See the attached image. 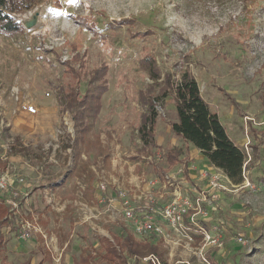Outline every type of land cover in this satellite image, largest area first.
Wrapping results in <instances>:
<instances>
[{
    "label": "rangeland",
    "instance_id": "1",
    "mask_svg": "<svg viewBox=\"0 0 264 264\" xmlns=\"http://www.w3.org/2000/svg\"><path fill=\"white\" fill-rule=\"evenodd\" d=\"M10 14L23 30L0 32V111L9 123L0 152H9L25 184L17 182L20 188L10 192L19 206L1 231L0 264H74L81 255L91 264H134L126 252L114 263L103 255L125 230L136 238L122 210L137 204L133 195L148 180H160L155 190L164 193L165 204L173 197L174 187L162 186L171 149L181 151L173 169L191 206L184 232L167 227L168 239L155 237L167 264H264V0H36L31 9L18 6ZM146 54L161 69L159 82L185 69L197 79L246 153L242 183L205 155L189 160L193 145L168 123L175 114L173 95L157 104L158 145H144L138 127L146 107L139 90L156 83L141 63ZM103 65L109 89L98 114L84 118L89 130L78 140L83 126L68 100L72 91L80 99L93 70ZM32 99L42 112L21 109L27 116L15 117L17 104ZM5 167L0 161V170ZM102 169L105 191L98 185ZM6 194L0 191V201ZM110 198L117 202L110 205Z\"/></svg>",
    "mask_w": 264,
    "mask_h": 264
},
{
    "label": "trees",
    "instance_id": "2",
    "mask_svg": "<svg viewBox=\"0 0 264 264\" xmlns=\"http://www.w3.org/2000/svg\"><path fill=\"white\" fill-rule=\"evenodd\" d=\"M36 0H0V32L14 34L23 30V26L17 22L10 12L17 11V7L22 9H31ZM78 20L84 24H88L86 18L78 17ZM130 18L122 19L123 23H129ZM80 55H74L75 61H81ZM142 65L146 68L151 79L155 80V86L149 85L139 90V101L146 107V111L141 114V122L138 132L145 146H157V125L159 111L157 104L163 103V99L169 95H173L175 104V114L173 119H169L171 131L186 141L189 145H193L201 149L206 158L216 167L222 169L232 182L239 184L244 180L243 167L247 160L245 151L231 138L225 125L222 123L219 114L213 111L209 102L204 98L197 79L190 70L182 71L180 77H169L159 82L161 78V69L157 67L155 58L151 55H145L141 59ZM84 65V61L80 66ZM101 68V69H100ZM93 70L90 77V86L85 94L79 99L78 92H71L68 100L70 107L77 106V113L74 115L76 123L82 127L78 135V140L86 138L89 126L85 123L86 116H96L102 105L101 98L108 91L109 85L105 80L106 65ZM75 74H77L75 72ZM107 74V73H106ZM98 81L94 83V81ZM157 85H160V91H157ZM84 135V137H83ZM101 147V146H100ZM176 149L168 151L166 156V165L164 172L171 170L181 160V151ZM100 154L103 159H108L109 154L104 148H100ZM93 177L95 176L91 170ZM10 206L0 202V248L3 244L4 235L1 232L4 227L10 223ZM155 238V237H154ZM126 252L128 256L134 260V264H152L144 262L143 257L149 254H156L160 258L162 264H167L164 256L165 249H162L161 243H142L138 241L134 235L125 230L120 237L117 238L116 246L109 243L104 252V258L110 263L116 262L118 258ZM90 257H84L74 260V264H91ZM121 263H127L124 259ZM176 264H187L185 262Z\"/></svg>",
    "mask_w": 264,
    "mask_h": 264
},
{
    "label": "built area",
    "instance_id": "3",
    "mask_svg": "<svg viewBox=\"0 0 264 264\" xmlns=\"http://www.w3.org/2000/svg\"><path fill=\"white\" fill-rule=\"evenodd\" d=\"M11 93L13 96L16 95L15 98L17 100H20L18 89L13 87ZM47 95L49 96L50 94L47 92ZM21 104L32 114H38L40 111V107L33 99L28 102H22ZM65 122L69 123L67 119H65ZM7 126H9V123L5 121L3 112L0 111V137L2 130ZM2 146L5 147L4 145ZM159 159H161V157ZM0 161L6 163V167L0 170V191L9 193L6 194L5 199L0 202L9 205L10 211H12L18 208L19 202L14 198V195H10V192L20 188V184L17 182H21L22 185L25 184L23 183L24 178L10 160L8 151H4L3 153L0 152ZM177 174H179V171L178 173L176 171L166 173L164 176L162 186L167 187L169 185L174 187L173 197L167 204L164 203V193L155 190L160 183V180L155 178L146 182L144 191L141 190L139 194L133 195L137 202L136 205L126 206L124 210H122L125 220L131 222L134 234L140 240L147 242L156 236L163 237L166 240L170 237L167 227L176 232H184L186 230L187 226L185 219L190 209L191 201L184 195L183 182L181 177L177 176ZM99 189L103 191L107 190L106 178L100 180ZM125 192L126 191L120 189L118 195L125 199ZM52 196L53 194H50L49 198L52 199ZM109 202L111 205L117 201H115L114 198H110ZM124 202L127 204L128 200ZM34 220H37V218L34 217ZM34 228L36 227L34 226ZM30 233L31 227L29 225L25 227L23 236L29 237ZM143 260L145 262H151L152 264H162L160 258L156 254H149L143 257Z\"/></svg>",
    "mask_w": 264,
    "mask_h": 264
},
{
    "label": "crops",
    "instance_id": "4",
    "mask_svg": "<svg viewBox=\"0 0 264 264\" xmlns=\"http://www.w3.org/2000/svg\"><path fill=\"white\" fill-rule=\"evenodd\" d=\"M35 102H36V101H35ZM36 103H37V102H36ZM37 104H38V106L40 107V111H39V113H41V112H42V110H41L42 107L39 105V103H37ZM15 108L18 109V114H17L15 117L19 116V114L22 113V112H20L21 109L25 110L26 113H27L28 115H37V114H32V113L28 112L26 109H24V107L22 106L21 103H18L17 106H16ZM39 113H38V114H39ZM21 115H23V116H27L26 114H24V112H23ZM15 117H14V118H15ZM201 156L204 157V154L202 153L201 149H199V148H197V147H195V146H193V147L190 149V157H189V160H191V159H195V158H198V157H201ZM173 168H174V167H173ZM173 168H172L171 170H169L168 173L175 172V169H173ZM92 171H93V173H94V175H95V172H94L93 169H92ZM166 173H167V172H166ZM189 176H190V178H191L192 180H195L194 178H196L197 175H196V174L189 173ZM98 177H99V179L101 178V180H102V178H106L103 169L101 170V173H99ZM57 179H58V177H57ZM57 179H56V180H57ZM54 182H55V181H54ZM99 182H100V181H98V185H99ZM182 182H183V181H182ZM55 184H58V182H55ZM143 185H144V184H143ZM81 187H82L83 190H85V186H84V185H82ZM144 187H146V183H145ZM32 188H33V187H32ZM45 189H49V188L45 187ZM50 194H52V193H50V192L47 193V196L49 197ZM82 194H84L83 191H82ZM136 239H137L138 241L142 242V243H154V241H155L156 238H152L150 241H147V242H144V241L140 240V239L137 238V237H136Z\"/></svg>",
    "mask_w": 264,
    "mask_h": 264
},
{
    "label": "snow or ice",
    "instance_id": "5",
    "mask_svg": "<svg viewBox=\"0 0 264 264\" xmlns=\"http://www.w3.org/2000/svg\"><path fill=\"white\" fill-rule=\"evenodd\" d=\"M69 2L71 3V2H74V0H69Z\"/></svg>",
    "mask_w": 264,
    "mask_h": 264
}]
</instances>
